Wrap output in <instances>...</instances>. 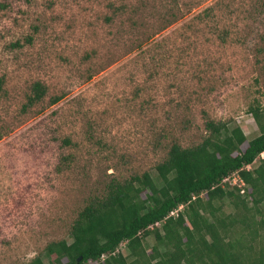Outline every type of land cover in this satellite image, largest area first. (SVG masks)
<instances>
[{
	"label": "rangeland",
	"instance_id": "374dc122",
	"mask_svg": "<svg viewBox=\"0 0 264 264\" xmlns=\"http://www.w3.org/2000/svg\"><path fill=\"white\" fill-rule=\"evenodd\" d=\"M34 81L45 92L26 105ZM252 105L264 110V0H0V264L44 258L108 183L154 176L205 119L254 137Z\"/></svg>",
	"mask_w": 264,
	"mask_h": 264
},
{
	"label": "trees",
	"instance_id": "16d2710c",
	"mask_svg": "<svg viewBox=\"0 0 264 264\" xmlns=\"http://www.w3.org/2000/svg\"><path fill=\"white\" fill-rule=\"evenodd\" d=\"M44 92L32 82L26 105ZM248 110L257 135L247 140L239 126L205 119L208 134L200 143H171L154 176L144 171L108 183L101 199L78 211L68 239L48 242L44 258L26 264H264V158L246 168L264 151V110ZM221 198L235 211L216 216L212 202ZM235 224L238 236H231ZM150 235L147 252L143 240Z\"/></svg>",
	"mask_w": 264,
	"mask_h": 264
},
{
	"label": "built area",
	"instance_id": "2783aa9c",
	"mask_svg": "<svg viewBox=\"0 0 264 264\" xmlns=\"http://www.w3.org/2000/svg\"><path fill=\"white\" fill-rule=\"evenodd\" d=\"M233 178H234V179H233ZM224 179H226V178H224ZM232 179H233V182H235V177H232L231 180H232Z\"/></svg>",
	"mask_w": 264,
	"mask_h": 264
},
{
	"label": "water",
	"instance_id": "95a60500",
	"mask_svg": "<svg viewBox=\"0 0 264 264\" xmlns=\"http://www.w3.org/2000/svg\"><path fill=\"white\" fill-rule=\"evenodd\" d=\"M77 259H79V257Z\"/></svg>",
	"mask_w": 264,
	"mask_h": 264
}]
</instances>
